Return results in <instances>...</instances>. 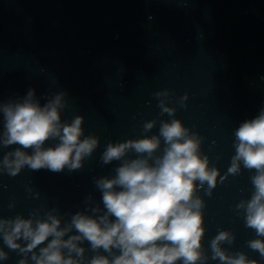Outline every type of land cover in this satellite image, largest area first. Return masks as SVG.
<instances>
[{
  "label": "water",
  "instance_id": "water-1",
  "mask_svg": "<svg viewBox=\"0 0 264 264\" xmlns=\"http://www.w3.org/2000/svg\"><path fill=\"white\" fill-rule=\"evenodd\" d=\"M29 86L41 103L45 94L64 91L61 119L81 115L84 135H96L99 143L76 171L0 173V217H27L43 206L69 219L84 209L85 197L100 203L93 177L114 175L120 163L102 165L100 154L109 141L144 135L146 120H156L147 135L158 133L160 120L171 119L159 114L154 95L164 89L175 118L203 137L202 154L223 175L235 152L234 129L264 107V0H0V101L22 96ZM15 147H0V157ZM254 171L241 165L240 174L223 183L218 176L211 196L198 192L205 202L206 264H219L209 248L219 230L235 236L221 245L229 254L242 251L264 264L246 244L255 231L235 208L250 198ZM83 246L91 258L88 242ZM0 247L8 252L0 264H17L19 255L2 240Z\"/></svg>",
  "mask_w": 264,
  "mask_h": 264
},
{
  "label": "clouds",
  "instance_id": "clouds-1",
  "mask_svg": "<svg viewBox=\"0 0 264 264\" xmlns=\"http://www.w3.org/2000/svg\"><path fill=\"white\" fill-rule=\"evenodd\" d=\"M154 95L159 98V114L167 113L171 119L160 120L156 134L147 135L156 125L151 119L144 121V135L139 138L106 144L100 163H120L114 175L93 177L100 203L91 195L85 197L84 209L69 219H64L66 213L58 214L56 207L43 206L30 210L27 217H0V240L19 255L17 264H206L205 202L198 192L211 196L218 176L223 183L229 175H239L241 165L255 170L250 176L253 191L235 208L242 212L245 227L256 234L246 241L247 246L264 259V107L234 129L235 152L220 175L200 150L203 137L175 118V107L167 103L169 90ZM65 96L64 91L45 94L41 103L35 88L29 86L22 96L0 101V147L17 145L0 157V173L15 177L25 167L53 173L83 167L99 140L94 134L84 135L81 115L70 122L61 119L67 107ZM187 98V93L179 98L182 107ZM48 141L57 142L46 146ZM130 152L135 156L129 158ZM234 239L231 231L219 230L209 242L210 258L219 264H258L245 252L229 254L221 246ZM85 241L91 258L85 257ZM7 259L8 252L0 247V261Z\"/></svg>",
  "mask_w": 264,
  "mask_h": 264
}]
</instances>
